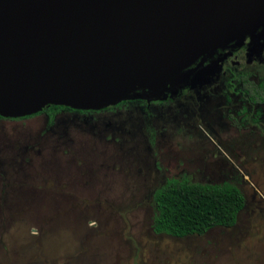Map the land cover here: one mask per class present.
<instances>
[{"label":"rangeland","instance_id":"obj_1","mask_svg":"<svg viewBox=\"0 0 264 264\" xmlns=\"http://www.w3.org/2000/svg\"><path fill=\"white\" fill-rule=\"evenodd\" d=\"M209 114L130 100L50 128L43 114L0 118V264H264L260 131ZM169 179L236 186L235 226L154 233L152 195Z\"/></svg>","mask_w":264,"mask_h":264},{"label":"water","instance_id":"obj_2","mask_svg":"<svg viewBox=\"0 0 264 264\" xmlns=\"http://www.w3.org/2000/svg\"><path fill=\"white\" fill-rule=\"evenodd\" d=\"M247 39L264 0H0V117L159 99Z\"/></svg>","mask_w":264,"mask_h":264},{"label":"flooded vegetation","instance_id":"obj_3","mask_svg":"<svg viewBox=\"0 0 264 264\" xmlns=\"http://www.w3.org/2000/svg\"><path fill=\"white\" fill-rule=\"evenodd\" d=\"M262 43V39L259 41L257 39L251 41L247 39L241 45L230 43L217 49L214 55L204 61L184 84L166 91L159 99L140 98L132 99V101L138 102L140 107H144L145 110L149 111L153 108L176 111L181 110L182 107L194 106L197 103L200 107L205 108L210 116H212L211 112L221 113L225 109L226 117L231 120L233 127L238 130H249V133L253 130H259V137L264 142V130L256 129L262 125L264 126V103H252L245 87L246 81L258 83L264 79V76H256L255 73L257 68L264 66V47ZM129 101H122L112 106H118ZM76 111H88V113H79L85 115L100 110ZM25 118L23 117V119ZM200 124L194 122L195 126Z\"/></svg>","mask_w":264,"mask_h":264},{"label":"trees","instance_id":"obj_4","mask_svg":"<svg viewBox=\"0 0 264 264\" xmlns=\"http://www.w3.org/2000/svg\"><path fill=\"white\" fill-rule=\"evenodd\" d=\"M245 87L252 103H264V79L258 83L246 81ZM63 112L88 113L50 106L39 114L47 116L50 128ZM152 201L154 233L175 238L202 236L217 227L232 228L245 206L243 194L234 185L198 184L186 179L167 180L153 192Z\"/></svg>","mask_w":264,"mask_h":264}]
</instances>
